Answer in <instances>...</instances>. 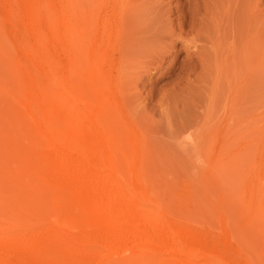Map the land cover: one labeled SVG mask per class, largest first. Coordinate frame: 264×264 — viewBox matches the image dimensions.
Masks as SVG:
<instances>
[{"label": "bare ground", "instance_id": "obj_1", "mask_svg": "<svg viewBox=\"0 0 264 264\" xmlns=\"http://www.w3.org/2000/svg\"><path fill=\"white\" fill-rule=\"evenodd\" d=\"M124 1L98 0L88 10L79 0H0V205L10 211L0 216V264H240L244 257L230 250L224 216L222 241L154 186L109 52L126 32ZM18 17L32 32L23 42L5 32ZM253 210L264 215V199Z\"/></svg>", "mask_w": 264, "mask_h": 264}, {"label": "rangeland", "instance_id": "obj_2", "mask_svg": "<svg viewBox=\"0 0 264 264\" xmlns=\"http://www.w3.org/2000/svg\"><path fill=\"white\" fill-rule=\"evenodd\" d=\"M97 1L79 3L90 10L98 7ZM123 3L126 38L122 35L121 43L109 50L120 83L116 94L143 137L152 174L164 181L154 177L155 188L174 209L222 241L224 216L230 250L244 253L240 264H264V215L253 210L264 199V0ZM21 18L5 27L6 35L18 42L32 35ZM24 125H29L27 132L34 127L27 121ZM228 209L237 215L227 211L226 216ZM3 212L10 211L2 206L0 216Z\"/></svg>", "mask_w": 264, "mask_h": 264}]
</instances>
